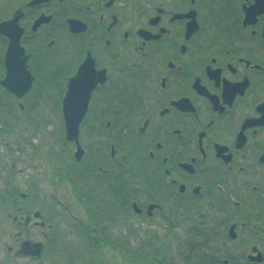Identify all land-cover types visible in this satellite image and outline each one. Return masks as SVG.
<instances>
[{
  "label": "flooded vegetation",
  "instance_id": "1",
  "mask_svg": "<svg viewBox=\"0 0 264 264\" xmlns=\"http://www.w3.org/2000/svg\"><path fill=\"white\" fill-rule=\"evenodd\" d=\"M2 23L0 140L21 121L38 129L18 114L43 93L65 140L68 92L86 107L81 158L67 141L47 154L56 211L43 183L0 197L15 231L6 264L77 252L104 264L156 236L184 264H264V0H0ZM16 143L19 157L33 149ZM27 241L40 258L19 254Z\"/></svg>",
  "mask_w": 264,
  "mask_h": 264
},
{
  "label": "rangeland",
  "instance_id": "2",
  "mask_svg": "<svg viewBox=\"0 0 264 264\" xmlns=\"http://www.w3.org/2000/svg\"><path fill=\"white\" fill-rule=\"evenodd\" d=\"M41 94L42 93H40V95ZM43 96L45 100L36 111L34 108H28V110H24L25 112L20 111L18 114L20 117L29 115L32 118L39 119L38 129L32 128V125L28 122L21 121L20 124L15 125L16 129L14 133L12 132L10 136L4 137L0 140V156L2 158L0 166L2 167V165L5 166L6 164L7 169L14 173L12 179L10 178V175H7L6 171L4 173H0V197L5 196L6 190L9 189V185L11 184H15L16 187L20 186V189L24 191L30 188L31 183H43L42 188L46 192V209L44 211L48 214L52 210L55 212L56 208L53 205L54 202L52 201L54 199L52 195L53 190L50 187V184H48V182L52 179L50 174L53 168L52 161H49L50 157L47 154L51 155V151H58L60 149L66 150L69 149V147L62 135V120L57 114V109L52 103L54 99L53 95L51 93H43ZM31 99L32 96L30 97V100ZM22 139H25L26 143L33 147V149L26 148L27 151L23 150L21 152L23 153V158L19 157L20 154L17 152V148H20L21 144L16 143L20 140L21 142H25L22 141ZM34 141L36 146H33ZM11 150L14 151V153H12ZM36 152L41 156H33L37 154ZM31 159H33L34 162L29 164ZM1 206L2 204H0V263L6 264L9 256L7 253V247L14 242L11 235L14 236L15 231L12 220H9L6 217ZM59 211L62 212L61 209ZM61 219L54 220L53 225H61L63 229H69L68 224L70 221ZM128 239L129 237L126 235L125 242L131 245V241H128ZM76 244H79V239ZM169 247L170 264H184V257L186 254H184L183 251H180L179 246L171 244L167 246L166 250H168ZM91 253L94 254V252ZM91 253L79 254V252H77L76 254H58L54 258H44L41 264H74L75 262H77V264H81L82 261L80 260L83 256H85L87 260L92 261L93 257L89 256ZM122 259L123 258L121 256H118L117 252L106 253L104 257V264H123ZM12 264L38 263H34L29 260H18Z\"/></svg>",
  "mask_w": 264,
  "mask_h": 264
},
{
  "label": "water",
  "instance_id": "3",
  "mask_svg": "<svg viewBox=\"0 0 264 264\" xmlns=\"http://www.w3.org/2000/svg\"><path fill=\"white\" fill-rule=\"evenodd\" d=\"M41 1V0H40ZM8 25V24H7ZM7 25L6 23H2L0 25V32L3 35H7ZM16 45V49L19 46L18 39L14 43ZM13 52H15V49H13ZM28 76H30L28 74ZM28 78V77H27ZM1 85L9 89L13 94L17 95L18 97H22L26 93H28L30 89V82L28 83V87H25L22 91L15 90L14 87H11L12 84L10 83L9 78L5 81L1 82ZM71 99V95L68 92L67 98L65 99L64 103V117L66 120V140L68 142H75L78 146V151L76 153V156L78 159L82 156V148L79 144V132H80V125L83 121L86 113V107L82 108H73L70 106L69 100ZM42 244L33 243L32 241L24 242L21 246V249L19 251L20 255H31L36 258H40L42 254Z\"/></svg>",
  "mask_w": 264,
  "mask_h": 264
},
{
  "label": "trees",
  "instance_id": "4",
  "mask_svg": "<svg viewBox=\"0 0 264 264\" xmlns=\"http://www.w3.org/2000/svg\"><path fill=\"white\" fill-rule=\"evenodd\" d=\"M9 194H6L5 196H8ZM156 246L150 250H126L122 252H117L118 256H121L123 259V264H170L169 262V253L170 248L166 250L167 245L163 242V239L159 236H156L155 238ZM90 257H93L92 261L87 260V258H84L80 261H82L81 264H101L102 258L101 254H89ZM1 264V263H0ZM73 264V263H71ZM74 264H77L75 262ZM80 264V263H78Z\"/></svg>",
  "mask_w": 264,
  "mask_h": 264
}]
</instances>
